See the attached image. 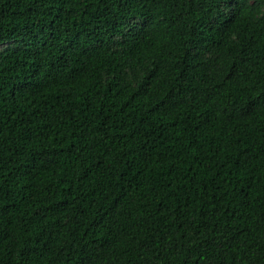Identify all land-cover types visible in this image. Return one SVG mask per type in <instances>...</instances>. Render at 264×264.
<instances>
[{"label":"trees","instance_id":"obj_1","mask_svg":"<svg viewBox=\"0 0 264 264\" xmlns=\"http://www.w3.org/2000/svg\"><path fill=\"white\" fill-rule=\"evenodd\" d=\"M0 264H264V0H0Z\"/></svg>","mask_w":264,"mask_h":264}]
</instances>
